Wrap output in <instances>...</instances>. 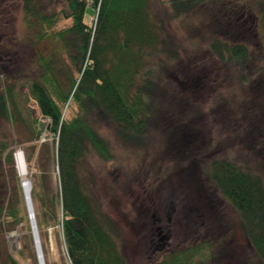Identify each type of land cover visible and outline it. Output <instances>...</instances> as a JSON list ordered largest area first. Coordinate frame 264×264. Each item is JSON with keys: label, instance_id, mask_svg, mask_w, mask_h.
<instances>
[{"label": "rangeland", "instance_id": "rangeland-1", "mask_svg": "<svg viewBox=\"0 0 264 264\" xmlns=\"http://www.w3.org/2000/svg\"><path fill=\"white\" fill-rule=\"evenodd\" d=\"M32 2L36 11L46 17L63 6V0ZM204 2L203 6H194L188 16L164 21L162 49L172 55L171 63L164 66L158 59L145 60L148 64H162L161 85L167 88L161 92L170 96L165 99V95L162 98L158 94L157 99L162 102L160 110L165 112L162 119L167 123L161 121L160 114L142 139L129 142L119 136L116 125L105 117L97 113L88 117L104 150L102 155L85 141L90 195L104 218L110 220L127 264L160 263L199 245L206 248V243L215 257L202 264H258L237 215L203 175L199 164L213 159L233 160L259 173L264 181V28L257 19L263 4L260 0ZM161 10L158 7L156 15ZM21 19L22 0H0V85L11 88L17 110L25 119L28 114L40 118L29 94L31 80L39 74V54L50 60L63 89L78 73L64 43L57 39L34 42L33 31L24 30ZM85 19L93 23L92 9L86 10ZM41 25L52 34L67 22L59 20L56 27ZM36 28H40L37 23ZM231 28L245 37L232 38L246 45L250 57L249 66L239 74L218 64L208 47L216 31L222 34ZM74 113L77 107L68 102L63 108L64 116L71 119ZM180 119L186 122L182 125ZM168 123L181 131L178 127L169 128ZM1 130L20 146L14 156L23 149L28 159L33 147L27 141L30 137L27 131L18 124L11 127L0 120ZM47 142L51 161L47 167L42 154L39 166L49 170L44 174L46 195L53 194L58 200L55 140L51 136ZM180 144L185 154L179 152ZM14 168L27 222L18 230L0 231V264L7 263L9 257L18 264H39L15 159ZM27 176L31 180L30 171ZM197 182L201 200L197 196ZM6 187L0 176V196ZM33 213L35 218L34 207ZM57 216L60 219L59 209ZM38 236L43 264H70L59 220L55 226L38 231ZM197 259L189 264H201Z\"/></svg>", "mask_w": 264, "mask_h": 264}, {"label": "trees", "instance_id": "trees-1", "mask_svg": "<svg viewBox=\"0 0 264 264\" xmlns=\"http://www.w3.org/2000/svg\"><path fill=\"white\" fill-rule=\"evenodd\" d=\"M204 1L63 0L58 12L46 17L36 11L32 0H22L21 20L24 30L33 31L34 42L57 39L64 43L78 74L77 78L70 79L68 88L63 89L58 84L50 60L39 54V74L31 80L29 94L41 117L33 118L28 114L25 119L17 110L11 88H1L0 85V120L11 127L18 124L30 136L27 141L33 147L32 154H27V159L26 152L23 149L21 151L27 171L33 177L29 179L30 198L35 208L36 227L40 232L42 228L55 226L59 220L70 264H127L113 235L110 220L104 218L90 195L86 179L85 141L102 155L104 150L88 117L91 113L105 117L116 125L119 136L129 142L142 139L160 114L163 122L165 112H161L162 102L157 97L158 94L162 98L166 96L165 99L170 96L168 92H161L166 87L161 85V69L162 64L168 65L172 58L171 54L164 52H167L166 49H162L164 21L188 16L194 6H203ZM260 1L263 6L257 19L260 20L261 28H264V0ZM224 5L223 8L226 7ZM158 7L162 9L160 15L155 13ZM88 8L95 13L93 23L85 19ZM59 20L67 22V25L54 31L53 35L41 25L56 27ZM35 22L39 24V29ZM232 28L222 34L216 31L208 47L218 64L239 74L244 67L249 66L250 57L246 45L233 40L236 35L241 39L245 37L238 31L235 33ZM147 59H158L162 64H148L145 61ZM68 102L77 107V113L71 119H66L63 114ZM179 121L182 125L186 122L185 119ZM164 123L161 126L167 127ZM168 127L178 126L168 123ZM51 136L55 140L53 155L58 168V200L53 194L46 195L44 174L49 170L39 166L43 154V160L49 167L51 151L47 140ZM43 138L44 141H41ZM175 138L178 140L177 136ZM17 148L20 146L8 139L1 130L0 176L7 185L3 196H0L1 232L18 230L27 222L14 168V152ZM178 150H184L182 144ZM199 168L235 212L243 236L258 264H264V181L259 173L226 159H213L206 164H199ZM196 190L201 200L198 182ZM209 247V243H206V248L199 245L154 264H189L195 258L201 264L205 260L213 261L215 256ZM219 254L217 249L216 255ZM4 264L18 263L9 257Z\"/></svg>", "mask_w": 264, "mask_h": 264}, {"label": "water", "instance_id": "water-1", "mask_svg": "<svg viewBox=\"0 0 264 264\" xmlns=\"http://www.w3.org/2000/svg\"><path fill=\"white\" fill-rule=\"evenodd\" d=\"M28 184L30 185V180H28L27 182L21 181V188H22V192L24 196L25 206H26L27 213H28V219L30 223V229H31L33 242L35 245V251H36L38 263L43 264L42 252H41V247H40V242H39L38 230H37L36 223H35L31 198H30V194L28 193V191L25 190L26 185Z\"/></svg>", "mask_w": 264, "mask_h": 264}, {"label": "bare ground", "instance_id": "bare-ground-1", "mask_svg": "<svg viewBox=\"0 0 264 264\" xmlns=\"http://www.w3.org/2000/svg\"><path fill=\"white\" fill-rule=\"evenodd\" d=\"M15 162H16V169L21 181L27 182L29 180L27 176V167L23 158V154L21 152H17L15 154ZM30 189H31V185L29 184L26 185L25 190L28 191L29 194H30Z\"/></svg>", "mask_w": 264, "mask_h": 264}]
</instances>
